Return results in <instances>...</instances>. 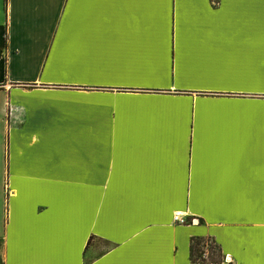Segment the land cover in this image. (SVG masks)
<instances>
[{
	"label": "crops",
	"instance_id": "crops-1",
	"mask_svg": "<svg viewBox=\"0 0 264 264\" xmlns=\"http://www.w3.org/2000/svg\"><path fill=\"white\" fill-rule=\"evenodd\" d=\"M0 264H264V0H0Z\"/></svg>",
	"mask_w": 264,
	"mask_h": 264
},
{
	"label": "trees",
	"instance_id": "trees-1",
	"mask_svg": "<svg viewBox=\"0 0 264 264\" xmlns=\"http://www.w3.org/2000/svg\"><path fill=\"white\" fill-rule=\"evenodd\" d=\"M209 239L204 238H192L191 244H190V257L193 262L198 263H213L217 262L218 258L216 257L215 251H210L209 255H207L206 258L203 257L204 251V244ZM213 243V241H212ZM215 249H217V246H215Z\"/></svg>",
	"mask_w": 264,
	"mask_h": 264
},
{
	"label": "rangeland",
	"instance_id": "rangeland-1",
	"mask_svg": "<svg viewBox=\"0 0 264 264\" xmlns=\"http://www.w3.org/2000/svg\"><path fill=\"white\" fill-rule=\"evenodd\" d=\"M204 248H206L208 252L210 251H215V253L217 252V249H215L214 244L210 240L205 242Z\"/></svg>",
	"mask_w": 264,
	"mask_h": 264
},
{
	"label": "built area",
	"instance_id": "built-area-1",
	"mask_svg": "<svg viewBox=\"0 0 264 264\" xmlns=\"http://www.w3.org/2000/svg\"><path fill=\"white\" fill-rule=\"evenodd\" d=\"M176 220L179 221L180 223H183V220H182V219H178V218H176ZM203 257H204V258L207 257L206 253L203 254Z\"/></svg>",
	"mask_w": 264,
	"mask_h": 264
}]
</instances>
